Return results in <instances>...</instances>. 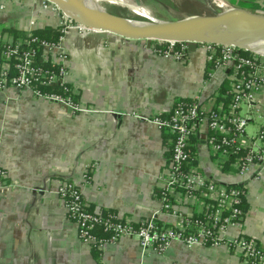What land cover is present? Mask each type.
I'll return each instance as SVG.
<instances>
[{"label":"crops","instance_id":"1","mask_svg":"<svg viewBox=\"0 0 264 264\" xmlns=\"http://www.w3.org/2000/svg\"><path fill=\"white\" fill-rule=\"evenodd\" d=\"M229 1L264 15V0ZM2 2L0 42L19 39L15 31L60 26L61 13L44 9L41 0ZM62 51L68 57L65 82L80 113L36 99L29 90L0 91V168L6 172L0 189V264H243L225 244L173 242L163 251H143L128 237L95 249L96 260L56 194L62 181H70L79 185L91 211L113 212L133 223L153 218L177 226L179 219L165 213L160 200L172 137L138 115H168L176 100L207 107L225 102L219 91L228 88L230 71L212 69L201 46L188 49L179 62L154 54L144 40L102 38L94 31L84 36L69 32ZM40 60L48 61L45 54ZM248 127L249 135L258 130L253 123ZM203 133L199 127L190 141L193 165L203 177L245 191L242 223L229 228L225 239L243 235L264 250V164L239 175L205 146ZM170 198L183 218L205 210L203 199L188 200L178 191Z\"/></svg>","mask_w":264,"mask_h":264},{"label":"built area","instance_id":"2","mask_svg":"<svg viewBox=\"0 0 264 264\" xmlns=\"http://www.w3.org/2000/svg\"><path fill=\"white\" fill-rule=\"evenodd\" d=\"M41 1L44 9L61 13L54 4ZM3 7L0 0V8ZM61 19V35L57 41L30 37L27 40L19 38L0 42V91L7 88L29 90L34 98L62 104L75 114L82 109L73 97L41 90L42 86L62 87L66 84L68 57L62 51L65 35L71 31L80 36L93 32L75 24L63 13ZM197 46L205 48L212 69L230 71L228 88L223 96L225 102L207 107L198 101L176 100L168 115H138L141 121L153 123L172 137L169 161L161 176L160 200L162 210L178 218L179 224L165 226L153 218L133 223L113 212L91 211L79 185L62 181L56 194L64 204L68 219L77 226L79 239L93 249L99 250L103 245L116 243L123 237L135 239L143 251H163L173 242L187 247L225 244L240 255L243 264H264V250L253 240L243 235L232 240L225 239L229 228L242 223L244 209L240 205L245 200L244 189L203 177L193 165L194 158L189 150L196 129L202 127L204 133L201 139L205 146L213 154L228 160L239 175L258 163L264 164V99L261 98L264 95V57L233 46ZM36 49H41V55L44 57L45 54L54 69L36 64ZM149 49L160 57L170 56L180 62L188 53V44L152 41ZM250 123L257 125L254 135L247 133ZM5 179L6 172L0 168V189L5 185ZM174 191L188 200L203 199L205 210L202 217L183 218L171 202L170 193Z\"/></svg>","mask_w":264,"mask_h":264},{"label":"water","instance_id":"3","mask_svg":"<svg viewBox=\"0 0 264 264\" xmlns=\"http://www.w3.org/2000/svg\"><path fill=\"white\" fill-rule=\"evenodd\" d=\"M47 1L75 24L99 33L102 38L110 34L144 40L147 48L152 41L185 42L189 51H194L197 44L233 46L251 53L254 52L250 48H264V15L240 7L230 6L212 10L210 15L164 21L142 14L143 20L113 16L100 7L98 3L102 0L96 3L89 0Z\"/></svg>","mask_w":264,"mask_h":264},{"label":"rangeland","instance_id":"4","mask_svg":"<svg viewBox=\"0 0 264 264\" xmlns=\"http://www.w3.org/2000/svg\"><path fill=\"white\" fill-rule=\"evenodd\" d=\"M96 3L101 0H90ZM139 5L135 0H102L98 4L108 14L133 20H143L140 13L149 15L164 21L181 20L189 16L210 15L212 10H221L230 7L229 0H139ZM243 107V112H244ZM247 131H251L248 127Z\"/></svg>","mask_w":264,"mask_h":264},{"label":"trees","instance_id":"5","mask_svg":"<svg viewBox=\"0 0 264 264\" xmlns=\"http://www.w3.org/2000/svg\"><path fill=\"white\" fill-rule=\"evenodd\" d=\"M14 33H15L14 35H16V38L27 40L30 37H36L42 41H57L59 36L61 35L60 27H57V28L47 27V28H44L41 30H34V31L30 32L29 34H24V33L16 32V31ZM246 54H248V53H246ZM40 58H41V49H38V50L36 49V54L34 56V61L36 62V64L39 67H48L49 69H54V65L52 63H50L49 61H47V62L41 61ZM210 68H211V66H210ZM210 68L208 69V71L210 70ZM41 90L42 91L56 92V93L62 94L64 96L70 95L74 99V94L71 93L72 89L67 83L64 84L62 87L61 86H52V87L42 86ZM226 90H227V88L223 87L219 91V97L220 98L225 96ZM164 138H165V136H164ZM240 207L242 209H244L245 203L242 202ZM201 217H202V214L197 215L195 218H201ZM94 257L96 260H99V255L96 253L95 249H94Z\"/></svg>","mask_w":264,"mask_h":264},{"label":"bare ground","instance_id":"6","mask_svg":"<svg viewBox=\"0 0 264 264\" xmlns=\"http://www.w3.org/2000/svg\"><path fill=\"white\" fill-rule=\"evenodd\" d=\"M135 4L138 6L139 3L137 2V0H135ZM146 15V14H143V13H140V15ZM146 16H149V15H146ZM151 17V16H149ZM154 18V17H152ZM254 53H257L258 55H261L264 57V48L263 49H259V47H253V48H250Z\"/></svg>","mask_w":264,"mask_h":264}]
</instances>
